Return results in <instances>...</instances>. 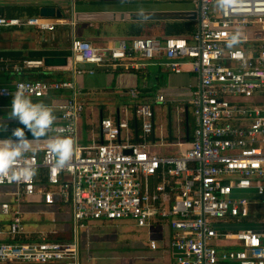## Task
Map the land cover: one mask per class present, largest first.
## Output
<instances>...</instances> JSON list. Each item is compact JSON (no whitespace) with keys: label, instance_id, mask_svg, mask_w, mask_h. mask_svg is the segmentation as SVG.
Listing matches in <instances>:
<instances>
[{"label":"built area","instance_id":"2783aa9c","mask_svg":"<svg viewBox=\"0 0 264 264\" xmlns=\"http://www.w3.org/2000/svg\"><path fill=\"white\" fill-rule=\"evenodd\" d=\"M25 1L0 0V5L22 6ZM172 1L196 9L199 24L191 37H139L112 47L74 37L70 62L77 76L84 73L80 66L85 65L138 68L153 62L173 75L189 67L200 81L198 91L187 100L195 129L187 142L177 136L169 144L179 150L177 155L150 152L154 130L150 105L136 107L139 142H133L126 120L106 118L99 124L103 142L81 146L77 136L84 106L72 80H20L11 88H0V99L12 97L19 84L27 85L35 99L69 93L66 102L56 107L60 125L48 137L71 138L75 147L70 165L56 171L43 143L48 137L35 142L41 156L26 158L37 174L45 171L43 184L37 183V174L30 181L12 183L0 178V188L10 189L8 195L14 198L13 207L0 206L2 215L10 217L6 230L0 227V235L8 239L0 243V264H85L76 237L67 243L42 237L34 244L12 243L25 236L22 207L33 199L42 201L50 214L61 203L68 204L74 231L90 222H131L148 229L160 219L168 225L170 246L177 252L173 264H264V232L222 233L215 228L220 222L249 219L259 207L264 214V104L255 101L264 96V0H232L227 7L218 0ZM22 27L55 29L42 17L0 15V30ZM233 37L237 42L229 47ZM135 59L144 62L132 64ZM42 66V61L25 60L15 70L21 74ZM137 95L136 89L129 92L132 99ZM165 101L162 95L156 97L158 104ZM154 178L160 182L151 189ZM219 240L232 241L236 249L218 252L214 243ZM150 248L155 250L156 243L151 242Z\"/></svg>","mask_w":264,"mask_h":264},{"label":"crops","instance_id":"0c3cea01","mask_svg":"<svg viewBox=\"0 0 264 264\" xmlns=\"http://www.w3.org/2000/svg\"><path fill=\"white\" fill-rule=\"evenodd\" d=\"M24 4L23 7L37 8L39 12L44 7L54 8L62 16L52 19L42 17L55 26L53 31H39L34 27L0 30V67H2L0 88H11L14 83L20 80H72L75 87L81 91V100L84 106L79 120L77 136V142L81 146L103 142L99 124L102 119L106 118L112 119L114 122L126 120L134 134L133 142H139L141 125L136 117V107L140 104L150 105L154 110V130L151 137L150 152L158 156H172L179 153L178 149L169 144L175 142L177 136L190 139L195 129L192 109L187 100L190 98L191 92L198 91L200 88L198 76L193 74L189 67H185L182 74L173 75L153 62L138 68L85 65L80 66V69L84 71L82 75H73V65L70 62V43L74 37H77L95 46L112 47L121 40L132 39L129 37V27L132 24L147 25L155 22L195 21L198 27L195 8L172 0L166 3H154L152 0H43L39 4H34L32 0H26ZM155 38L157 37L155 36ZM247 46L248 44H246ZM46 57L64 58L66 65L46 67L44 64ZM25 60L42 61L43 66L39 69L25 70L21 74L16 73L15 69L21 67ZM140 62L144 61L140 59L131 61L132 64ZM41 76L45 79H39ZM133 89L140 92L138 100L129 97V92ZM159 95L165 97V103H156V97ZM68 96L69 93L67 92H55L40 99L31 98L34 103L43 102L50 105L54 110L56 119L48 136L52 133V129L60 125V116L56 107L64 104ZM130 99L133 100L132 103L128 101ZM255 101L258 105L259 103L264 104V96L258 97ZM11 103L12 97L0 99V122L4 124V127H0V140L11 138L13 130L17 127L24 128L18 120L9 118ZM25 134L29 140L33 139L30 131L26 128ZM29 154H36L40 157L41 151L35 147L34 152L26 155ZM154 179L150 181L151 189H154L160 182V180L154 181ZM30 205H33L34 211L27 213L26 209H30ZM39 208L41 209L38 212L37 209ZM260 209L259 207L253 211L249 219L220 222L215 225V228L222 233H234L237 230L233 229L238 227H242L241 230H252L259 233L261 232L260 227L264 226V214L257 218ZM48 211L51 210H48L42 201H36V199L23 205L25 236L35 234L27 231L25 216L27 214L34 217L57 215L54 210V214H50ZM254 212L256 213L254 214ZM92 223L104 224V222ZM120 223L128 224L130 222ZM145 230L141 234L147 236L149 244L138 249L139 254L134 263L126 262L124 264H173L176 261L177 252L170 246L168 225H165L160 219H156L151 227ZM39 237L45 238L43 235ZM7 240V237L3 235L0 238V243ZM151 242L156 243L155 250L150 248ZM214 246L218 252L236 249L235 243L229 240L216 241ZM86 264L94 263L89 261Z\"/></svg>","mask_w":264,"mask_h":264},{"label":"rangeland","instance_id":"374dc122","mask_svg":"<svg viewBox=\"0 0 264 264\" xmlns=\"http://www.w3.org/2000/svg\"><path fill=\"white\" fill-rule=\"evenodd\" d=\"M128 101L132 103L133 100L130 99ZM10 192V189L0 188V206L2 203H8L13 207L14 198L8 195ZM30 206V209H26L27 213L34 211L33 205ZM40 209H37L38 212ZM53 210L57 215L51 217H34L31 214H27L24 218L27 231L35 233L34 235L38 237L43 235L48 240L61 239L66 243L76 237L81 259L85 264L89 261L96 264L134 263L139 254L138 249L149 244L147 236L141 234L146 230L137 228L131 222L128 224L120 222L104 224L90 222L84 223L74 231L73 226L70 224L69 213L56 208ZM9 219L10 217L2 215L0 209V227L2 229L5 228L6 230ZM241 228L238 227L233 230L238 231ZM260 229L261 232H264V226H261ZM226 230L233 231L232 229ZM152 233L150 234L152 235ZM28 235L30 236V234ZM1 241L3 240L1 239Z\"/></svg>","mask_w":264,"mask_h":264},{"label":"clouds","instance_id":"9594fccd","mask_svg":"<svg viewBox=\"0 0 264 264\" xmlns=\"http://www.w3.org/2000/svg\"><path fill=\"white\" fill-rule=\"evenodd\" d=\"M232 0H218L221 7H227ZM233 37L229 47L236 43ZM29 87L17 85L12 95L11 112L9 118L16 119L24 128L13 130L11 138L0 140V178H6L9 183L30 181L37 174L33 162L26 158V154L35 151V142L48 136L49 130L55 122L53 108L43 102L34 103L29 95ZM0 127H4L0 122ZM25 128L30 131L33 139L29 140ZM48 153L52 156V168L63 170L70 165L74 156V141L63 136H50L43 141Z\"/></svg>","mask_w":264,"mask_h":264},{"label":"trees","instance_id":"16d2710c","mask_svg":"<svg viewBox=\"0 0 264 264\" xmlns=\"http://www.w3.org/2000/svg\"><path fill=\"white\" fill-rule=\"evenodd\" d=\"M0 15L7 18H20L26 16L27 18L35 17L39 15L37 8L33 7H19V6H0ZM64 19V17H63ZM129 37H157V38H168V37H191L197 31V23L195 21H171V22H155L142 25L132 24L130 27ZM39 79H45L43 76ZM140 98V92L138 91L137 98ZM138 102V101H137ZM158 179V178H157ZM154 179V181H158ZM37 183L46 182V173L43 169L39 171L36 176ZM59 207L63 212H67L69 209L68 204L61 203ZM262 213H258L257 218L261 217ZM257 220V219H256ZM41 237L35 236L34 234L30 236H22L19 239L12 241V243L21 244L29 243L34 244L41 241ZM53 242H63L61 239L50 240Z\"/></svg>","mask_w":264,"mask_h":264},{"label":"water","instance_id":"95a60500","mask_svg":"<svg viewBox=\"0 0 264 264\" xmlns=\"http://www.w3.org/2000/svg\"><path fill=\"white\" fill-rule=\"evenodd\" d=\"M39 15L41 17L51 18V19L54 18V17L60 18L62 16L61 13L58 10H55L54 8H47V7L41 8L40 12H39ZM198 24H199V19H198ZM257 38H259V37H257ZM44 64H45L46 67H62V66L66 65V59H64V58L46 57L44 59ZM169 115H170V113H169ZM187 118H188V116H187V113H186V122H187ZM185 140L188 141L189 138L186 137Z\"/></svg>","mask_w":264,"mask_h":264}]
</instances>
